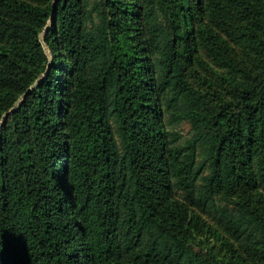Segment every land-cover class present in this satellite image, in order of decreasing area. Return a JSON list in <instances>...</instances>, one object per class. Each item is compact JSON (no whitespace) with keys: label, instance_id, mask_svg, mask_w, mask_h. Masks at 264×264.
Instances as JSON below:
<instances>
[{"label":"trees","instance_id":"trees-1","mask_svg":"<svg viewBox=\"0 0 264 264\" xmlns=\"http://www.w3.org/2000/svg\"><path fill=\"white\" fill-rule=\"evenodd\" d=\"M202 49L218 86L189 80ZM19 101L0 264H233L201 215L264 264V0H0V123Z\"/></svg>","mask_w":264,"mask_h":264},{"label":"rangeland","instance_id":"rangeland-1","mask_svg":"<svg viewBox=\"0 0 264 264\" xmlns=\"http://www.w3.org/2000/svg\"><path fill=\"white\" fill-rule=\"evenodd\" d=\"M51 27L52 22H50L48 27L40 36L46 56L48 57L50 63L53 62L54 55L49 43L46 41V35L49 33ZM197 57H200V59H197L192 65V67H189L188 70L189 80L195 86L201 88H208L212 85V87H214V85L218 86V81H224L221 76L224 70L220 68V66L216 64V62L213 61L212 57L208 53H206L202 49ZM63 69L66 70V67H64ZM45 77L46 75L43 76L42 79H44ZM17 105H21V101H19L16 106ZM11 111L9 112L10 114ZM7 114L4 116L3 120L0 123V129L8 118ZM169 127L175 131L180 132L184 137L187 138H192L195 135L192 123L189 121H182L177 125H171ZM222 204L228 205L229 202L225 199H222ZM200 220L201 223L198 226V232L196 234L197 237L195 240L197 249L202 251L203 254L208 255V257H212V255H215L218 258L226 259L233 264L236 263L238 259L234 255L236 253L234 252V250H232L234 249V239H232L228 233L223 231V229L219 227V225L214 222L210 217L201 215ZM234 244L236 252L242 253L247 258L252 259L251 253L246 250L243 244Z\"/></svg>","mask_w":264,"mask_h":264},{"label":"water","instance_id":"water-1","mask_svg":"<svg viewBox=\"0 0 264 264\" xmlns=\"http://www.w3.org/2000/svg\"><path fill=\"white\" fill-rule=\"evenodd\" d=\"M19 106H20V105H17V106L11 111V113L14 112ZM9 114H10V113H9ZM9 114H7V116H9ZM7 116H6V117H7Z\"/></svg>","mask_w":264,"mask_h":264}]
</instances>
